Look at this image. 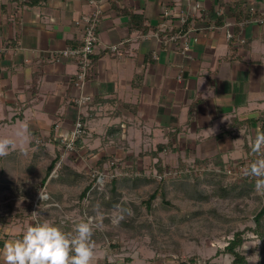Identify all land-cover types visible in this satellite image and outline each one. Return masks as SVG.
Segmentation results:
<instances>
[{
	"label": "crops",
	"instance_id": "obj_1",
	"mask_svg": "<svg viewBox=\"0 0 264 264\" xmlns=\"http://www.w3.org/2000/svg\"><path fill=\"white\" fill-rule=\"evenodd\" d=\"M98 4L0 0V125L26 124L20 142L37 136L68 170L103 172L115 160L134 181L180 161L246 158L264 116V0ZM97 9L96 52L79 87L80 66L62 51L82 44V19ZM181 32L186 51L170 39ZM79 120L85 131L61 158V136ZM14 233L0 230V248Z\"/></svg>",
	"mask_w": 264,
	"mask_h": 264
},
{
	"label": "rangeland",
	"instance_id": "obj_2",
	"mask_svg": "<svg viewBox=\"0 0 264 264\" xmlns=\"http://www.w3.org/2000/svg\"><path fill=\"white\" fill-rule=\"evenodd\" d=\"M20 123L0 125V137L13 141L8 154L0 156V230L17 232L12 237L37 220L71 232L81 219L91 217L93 264L97 257L117 264H232L234 256L224 249L243 231L239 249L247 264H264V216L256 230L264 194L256 191L253 177L233 181L224 174V166L210 163L202 164L208 168L204 173L190 174L186 167L200 164L181 161L163 181L154 175L145 177L148 181H134L115 169V160L113 169L103 172L78 165L71 171L56 158L48 172L55 154L35 135L28 138L30 143L20 142L31 134ZM98 172L104 173L101 182L94 176ZM87 186L91 189L81 197ZM154 192L157 195L151 198ZM111 202L114 207L107 206ZM101 232H106L102 238ZM114 243L121 248L115 249Z\"/></svg>",
	"mask_w": 264,
	"mask_h": 264
},
{
	"label": "clouds",
	"instance_id": "obj_3",
	"mask_svg": "<svg viewBox=\"0 0 264 264\" xmlns=\"http://www.w3.org/2000/svg\"><path fill=\"white\" fill-rule=\"evenodd\" d=\"M12 139L0 137V156L8 154ZM254 159L245 174L255 179V189L264 194V129L257 128L250 145ZM93 220L81 219L71 232L44 221L29 223L23 232L0 248L3 264H93Z\"/></svg>",
	"mask_w": 264,
	"mask_h": 264
},
{
	"label": "built area",
	"instance_id": "obj_4",
	"mask_svg": "<svg viewBox=\"0 0 264 264\" xmlns=\"http://www.w3.org/2000/svg\"><path fill=\"white\" fill-rule=\"evenodd\" d=\"M91 3L99 6L98 0H89ZM101 10L97 9L93 16H84L83 22L86 24V29L83 35V42L81 45L74 46L72 48H66L62 51V55L68 58L75 59V61L80 66V72L77 74V82L76 85L81 87L84 83V79L87 76V72L91 66V56L96 52V43L98 41V37L96 35V26L98 25V17L100 15ZM184 21V20H183ZM162 28H167L165 23L161 24ZM173 40L180 39L182 42V51H186L190 45L189 33H179L174 37L170 38ZM89 101L88 96H82L77 99V103L79 105H83ZM85 131L84 123L79 120L75 123L72 131L70 133L64 134L61 136V158L65 156L66 153L74 151L76 148L77 139L82 136ZM254 154L250 151L246 158L234 160L224 166L223 172L227 175L230 180L233 181H246L252 179V177L245 174V169L247 165L254 159ZM114 162H112L113 164ZM195 163V162H193ZM195 165H190L185 172L190 174H202L208 168L205 165L200 164L195 169ZM183 171V170H181ZM99 174V175H98ZM98 174H94L97 176L98 182L102 181V177H104V173L98 172ZM173 174L170 168H165L162 172H156L154 174L155 179L158 181H163L164 179L170 177Z\"/></svg>",
	"mask_w": 264,
	"mask_h": 264
},
{
	"label": "trees",
	"instance_id": "obj_5",
	"mask_svg": "<svg viewBox=\"0 0 264 264\" xmlns=\"http://www.w3.org/2000/svg\"><path fill=\"white\" fill-rule=\"evenodd\" d=\"M259 121L261 122L262 124V129H264V116L260 117L259 118ZM58 160V159H57ZM56 159L53 160L52 164L50 165L49 169H48V172H50L54 165L56 164L57 162ZM200 164V162H199ZM103 165V162L100 164V166ZM47 177V176H46ZM46 177L43 179V181L45 182L46 181ZM91 186H87L86 189L83 191V193L81 194V197H85L86 195V192L88 193V191L91 189L90 188ZM113 191V190H112ZM113 194H118L116 192V189L114 188V192H112ZM157 195V192H154L152 195H151V198H155ZM149 206H150V202H148ZM108 207H114L115 204H112L109 203L107 205ZM264 216V207L261 209V211L257 214L256 216V221L258 222V228L256 230H258L260 228V221H261V218ZM40 221H43V220H40ZM122 225H127L126 223H124L123 221L121 222ZM104 233L106 232H101L99 237L102 238L104 236ZM243 235H244V232H237L234 236V238L232 240L229 241V244L226 246V248L224 249L225 252H228L229 254H231L232 256H234L233 258V261H232V264H247L248 263V259H247V256L245 255L244 252H241L240 251V247L243 245L244 243V238H243ZM94 242V241H93ZM111 246H113L115 249H120V245L118 243H114L112 244ZM105 264H117L116 262H109V261H106Z\"/></svg>",
	"mask_w": 264,
	"mask_h": 264
}]
</instances>
